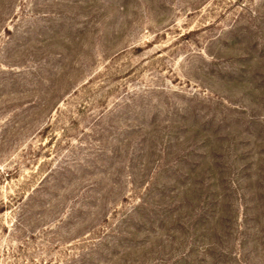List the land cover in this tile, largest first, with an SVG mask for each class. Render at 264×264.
Instances as JSON below:
<instances>
[{"label":"rangeland","instance_id":"rangeland-1","mask_svg":"<svg viewBox=\"0 0 264 264\" xmlns=\"http://www.w3.org/2000/svg\"><path fill=\"white\" fill-rule=\"evenodd\" d=\"M0 264H264V0H0Z\"/></svg>","mask_w":264,"mask_h":264}]
</instances>
